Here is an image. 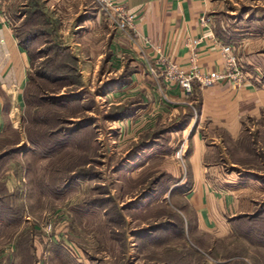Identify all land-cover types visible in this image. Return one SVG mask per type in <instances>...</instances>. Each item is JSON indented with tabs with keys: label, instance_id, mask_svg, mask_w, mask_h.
Wrapping results in <instances>:
<instances>
[{
	"label": "rangeland",
	"instance_id": "obj_1",
	"mask_svg": "<svg viewBox=\"0 0 264 264\" xmlns=\"http://www.w3.org/2000/svg\"><path fill=\"white\" fill-rule=\"evenodd\" d=\"M24 2L5 3L31 64L26 105L10 96L0 111V232L9 235L0 253L10 255L0 264H16L18 253L21 264H264V122L254 119L236 146L228 144L224 179L241 182L235 194L244 206L219 237L188 199L198 129L189 121L199 103L150 111L127 67L117 73L96 62L91 27L59 17L49 3L46 36L25 41V13L35 7ZM221 12L223 34L247 29L261 43L254 59L264 82V0H229ZM211 23L215 29L217 19ZM98 51L107 58V45Z\"/></svg>",
	"mask_w": 264,
	"mask_h": 264
},
{
	"label": "crops",
	"instance_id": "obj_2",
	"mask_svg": "<svg viewBox=\"0 0 264 264\" xmlns=\"http://www.w3.org/2000/svg\"><path fill=\"white\" fill-rule=\"evenodd\" d=\"M118 1L136 14L135 31L124 33L116 29L112 32L108 28L104 29L106 20L101 8L93 0H42L44 5L49 3V8L53 7L52 11H57L59 17H73L78 22L84 20L85 25L91 27V40L94 42H90V47L93 50L97 47L96 55L93 52L96 62L106 61L117 68V73H122L127 67L133 91L146 92L149 96L147 108L150 111L178 113L189 108L187 105L199 103L198 114L191 116L189 121L196 122L198 129L188 152L190 183L193 187L188 199L203 228L225 237L231 228L228 218L235 219L237 212L244 206V201L235 194L237 184L241 182L224 179L227 176L225 158L230 156L231 149L228 144L236 146L254 119L264 122V82L255 70L261 71L262 68L254 59V49L261 43L247 29H234V35L230 36L222 33L219 26L223 15L221 11L229 0ZM24 5L29 7L28 0H25ZM43 12L47 14L45 8ZM83 12L90 15L81 19ZM205 15L211 18V22L217 19L215 29L212 25L202 24L201 19ZM105 32L108 37L103 39ZM195 39H200L199 43L194 44ZM224 43H232L246 67L254 69V72L248 70L249 78L242 86H235L229 81L212 86H202L196 82L193 93L186 95L175 82L169 83L164 78L163 65L168 62L177 63L187 70L197 63L205 72L224 68L225 59L220 49ZM103 45L108 47L107 58L105 53L98 51V46ZM195 53L198 58L196 61L193 59ZM30 64L31 57L21 47L13 25L1 22L0 111L8 109L10 96L21 106L26 105ZM152 68L154 71H151ZM124 91L121 90L117 95H125ZM5 234L0 232V245L3 244L1 240L9 238ZM0 254V260H9L10 255ZM21 263L22 257L18 253L16 264Z\"/></svg>",
	"mask_w": 264,
	"mask_h": 264
},
{
	"label": "built area",
	"instance_id": "obj_3",
	"mask_svg": "<svg viewBox=\"0 0 264 264\" xmlns=\"http://www.w3.org/2000/svg\"><path fill=\"white\" fill-rule=\"evenodd\" d=\"M105 12L109 21L116 30L121 32L135 31L136 14L130 12L122 2L118 0H95ZM6 0H0V23L6 22L12 25L11 19L5 11ZM202 24L211 25V18L203 16ZM200 39L193 40V43H199ZM221 52L225 59L224 68L205 72L197 63H194L190 70L185 69L181 65L168 62L163 66V75L167 82H175L183 89L186 95L193 93L196 82L202 86H212L216 83L229 81L235 86H242L248 80V69L245 63L238 57L235 51V46L232 43H224L220 46ZM194 61L198 60L197 54H194ZM151 71H154L152 68Z\"/></svg>",
	"mask_w": 264,
	"mask_h": 264
},
{
	"label": "trees",
	"instance_id": "obj_4",
	"mask_svg": "<svg viewBox=\"0 0 264 264\" xmlns=\"http://www.w3.org/2000/svg\"><path fill=\"white\" fill-rule=\"evenodd\" d=\"M31 2L32 3L29 5V7L30 6L35 7V10L32 12L27 11V13H25L26 16H28V17H27V19H25V22H24L25 23V30H27V34H28V35H25V41H26V39H28L30 43L33 41H36L41 36H44V35L46 36L47 28H43V27L44 26L47 27L48 25H51V22H50L51 20H49L47 18L48 14L43 12L44 3L42 2V0H34V1L31 0ZM34 17H38V19H39V17L44 18L45 19L44 23L41 24L39 22H35L33 19ZM19 39H20V37H19ZM20 44H21V47L24 48L25 50H27V52L30 55L28 45H26V43H24V40L20 39ZM30 57H31V55H30ZM58 59L59 58L57 57L56 61H58ZM27 90H28V86L26 88V94H25L26 103H27Z\"/></svg>",
	"mask_w": 264,
	"mask_h": 264
}]
</instances>
